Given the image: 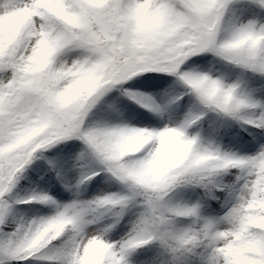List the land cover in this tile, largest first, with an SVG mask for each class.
<instances>
[{"label":"snow or ice","instance_id":"1","mask_svg":"<svg viewBox=\"0 0 264 264\" xmlns=\"http://www.w3.org/2000/svg\"><path fill=\"white\" fill-rule=\"evenodd\" d=\"M0 264H264V0H0Z\"/></svg>","mask_w":264,"mask_h":264}]
</instances>
